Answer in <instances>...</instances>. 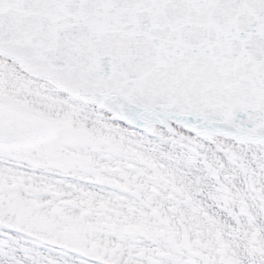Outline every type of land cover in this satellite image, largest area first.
<instances>
[{"label": "snow or ice", "instance_id": "snow-or-ice-1", "mask_svg": "<svg viewBox=\"0 0 264 264\" xmlns=\"http://www.w3.org/2000/svg\"><path fill=\"white\" fill-rule=\"evenodd\" d=\"M0 264H264V0H0Z\"/></svg>", "mask_w": 264, "mask_h": 264}]
</instances>
